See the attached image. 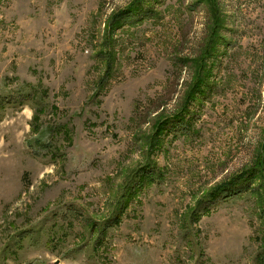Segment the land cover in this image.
I'll return each mask as SVG.
<instances>
[{
    "label": "rangeland",
    "instance_id": "374dc122",
    "mask_svg": "<svg viewBox=\"0 0 264 264\" xmlns=\"http://www.w3.org/2000/svg\"><path fill=\"white\" fill-rule=\"evenodd\" d=\"M258 154L264 0H0V264H264Z\"/></svg>",
    "mask_w": 264,
    "mask_h": 264
},
{
    "label": "trees",
    "instance_id": "16d2710c",
    "mask_svg": "<svg viewBox=\"0 0 264 264\" xmlns=\"http://www.w3.org/2000/svg\"><path fill=\"white\" fill-rule=\"evenodd\" d=\"M197 83V82H196ZM42 110H40L41 112ZM36 117H38V115L36 114ZM263 157L261 155L258 154V159L256 161V163L254 165H252L251 167H249L248 169H245L243 172H241V174L237 175V178L234 181L228 182L226 184H221L219 186H216L214 189H212V195L214 196L217 192H221L224 191L223 189H225L226 187H232L233 186V182H235L237 179H241L242 177L245 176V174L253 172L254 173V181L259 177L260 178V183H259V189H262L264 191V160ZM244 174V175H243ZM240 177V178H239ZM231 192V191H230ZM230 192H227V194L229 195ZM238 191H236L235 193H233L232 195L236 194ZM211 193V192H210ZM221 194H224V192L219 193V196ZM230 195V196H232ZM262 208L264 210V204L262 205Z\"/></svg>",
    "mask_w": 264,
    "mask_h": 264
}]
</instances>
